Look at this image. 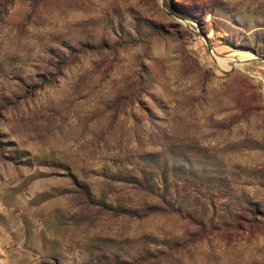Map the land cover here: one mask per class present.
I'll list each match as a JSON object with an SVG mask.
<instances>
[{
	"label": "rangeland",
	"instance_id": "obj_1",
	"mask_svg": "<svg viewBox=\"0 0 264 264\" xmlns=\"http://www.w3.org/2000/svg\"><path fill=\"white\" fill-rule=\"evenodd\" d=\"M0 264H264V0H0Z\"/></svg>",
	"mask_w": 264,
	"mask_h": 264
},
{
	"label": "water",
	"instance_id": "obj_2",
	"mask_svg": "<svg viewBox=\"0 0 264 264\" xmlns=\"http://www.w3.org/2000/svg\"><path fill=\"white\" fill-rule=\"evenodd\" d=\"M163 5H164V1H163Z\"/></svg>",
	"mask_w": 264,
	"mask_h": 264
}]
</instances>
